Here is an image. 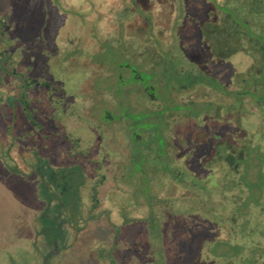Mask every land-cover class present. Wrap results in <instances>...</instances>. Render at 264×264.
Here are the masks:
<instances>
[{
    "label": "rangeland",
    "instance_id": "374dc122",
    "mask_svg": "<svg viewBox=\"0 0 264 264\" xmlns=\"http://www.w3.org/2000/svg\"><path fill=\"white\" fill-rule=\"evenodd\" d=\"M262 95L264 0H0V264H264Z\"/></svg>",
    "mask_w": 264,
    "mask_h": 264
},
{
    "label": "trees",
    "instance_id": "16d2710c",
    "mask_svg": "<svg viewBox=\"0 0 264 264\" xmlns=\"http://www.w3.org/2000/svg\"><path fill=\"white\" fill-rule=\"evenodd\" d=\"M186 61H187V64H192L191 61H193V64L195 65L194 66L195 69H192L191 66L187 69L177 67L175 72L177 75H180V76H183L184 72L186 73V78H187L186 80L188 84H190L188 85V88H195L201 85L210 87L211 89H214V90L217 88L214 85L215 81L217 82V80L214 78V76H212L211 74L207 72V70L204 68L202 63H200L198 60H193L190 58L188 59V56H187ZM132 73L139 81L143 82L144 89L150 95L149 97L155 99L156 98L155 95L151 93L153 92L154 86L148 84L147 80L144 82V78L140 75L138 71L132 70ZM204 80H206L205 84L200 82ZM217 84H218L217 86H219L220 83H217ZM248 95L249 93L247 92L242 93V96H248ZM262 98L264 99V95H262ZM262 98L259 97L257 99V103H259L258 101L261 100ZM204 102L208 103V105L210 106L205 105L203 110H201V114H205L206 111L212 107L211 106L212 102L210 101H204ZM158 108L159 106L155 107V109H158ZM227 160L230 162V164L234 166V164L231 162L233 160L232 158L227 157ZM64 173L65 172L60 171V170L54 171L48 168L44 176L45 178L41 177V180H40L41 188L44 190V197L46 201V205L43 209L41 217L39 218L43 227H48L52 223H53L52 224L53 226L58 225L57 216L60 213V211L68 209V208L71 209V205L75 204L76 186L73 185V182L69 181L71 180L69 177H68L69 179L67 178V180L61 179L62 176H65ZM48 184L53 185L51 189H49ZM53 201H55L56 204L54 206H51V203ZM51 207L54 210V212H49L51 210ZM47 213H51L52 216L54 217L53 218L47 217L46 216ZM42 232H44L43 229H42Z\"/></svg>",
    "mask_w": 264,
    "mask_h": 264
}]
</instances>
